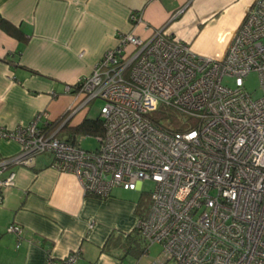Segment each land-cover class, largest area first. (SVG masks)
Here are the masks:
<instances>
[{
	"label": "built area",
	"instance_id": "obj_1",
	"mask_svg": "<svg viewBox=\"0 0 264 264\" xmlns=\"http://www.w3.org/2000/svg\"><path fill=\"white\" fill-rule=\"evenodd\" d=\"M243 19L221 58L194 53L163 27L147 39L122 33L90 74L66 86L82 95L73 114L103 101L95 149L58 137L65 121L56 133L47 121L40 126L46 110L27 126H0V139L20 144L17 155L0 160V207L13 168L51 152L54 167L75 174L87 195L105 199L117 186L155 183L151 208L135 227L148 247L161 246L153 264H264V0ZM251 72L260 98L245 87ZM7 233L20 242L24 228L12 223ZM82 253L48 254L46 264H77Z\"/></svg>",
	"mask_w": 264,
	"mask_h": 264
},
{
	"label": "crops",
	"instance_id": "obj_2",
	"mask_svg": "<svg viewBox=\"0 0 264 264\" xmlns=\"http://www.w3.org/2000/svg\"><path fill=\"white\" fill-rule=\"evenodd\" d=\"M255 0H0V126H27L46 110L48 131L66 115L64 136L88 118L78 92H67L91 73L122 33L147 39L164 31L189 43L194 53L221 58ZM133 13L141 20L133 22ZM16 140L0 139V160L17 155ZM42 152L30 165L15 166L14 184L0 207V264H46L81 249L77 264H153L159 244L148 247L132 232L137 202L111 194L87 195L78 177L54 167ZM24 228L22 240L7 233ZM131 236H128L131 234ZM159 246V247H158ZM145 250L141 251V248Z\"/></svg>",
	"mask_w": 264,
	"mask_h": 264
},
{
	"label": "rangeland",
	"instance_id": "obj_3",
	"mask_svg": "<svg viewBox=\"0 0 264 264\" xmlns=\"http://www.w3.org/2000/svg\"><path fill=\"white\" fill-rule=\"evenodd\" d=\"M226 83L230 87L235 86V81L232 78L225 79ZM245 87L248 92H251L254 98H260L263 95L262 88H261V81L259 80V75L257 72H251L245 78ZM103 105L102 100L95 99L91 101L86 108V112H88V118H98L100 117V110ZM66 123V122H65ZM64 131L61 132L58 137H63ZM81 140V144L84 149L91 150L98 147V139L95 134H87L85 137L79 136ZM142 190H125L123 187L117 186L113 189L112 194L114 195H121L127 196L128 199L136 200L137 202L141 203V208L143 213H148L151 208V192L154 190L155 183L151 181H143L142 182ZM159 247V246H158Z\"/></svg>",
	"mask_w": 264,
	"mask_h": 264
},
{
	"label": "trees",
	"instance_id": "obj_4",
	"mask_svg": "<svg viewBox=\"0 0 264 264\" xmlns=\"http://www.w3.org/2000/svg\"><path fill=\"white\" fill-rule=\"evenodd\" d=\"M66 118V115L57 119L55 122H53L52 124V129L56 128L57 126L61 125L64 120ZM67 124L65 123L63 125V128L62 129H66ZM104 132V126L101 122V119L98 117V118H95V119H86L85 121H83L82 123H80L77 127L75 128H72L70 129V137L72 138L73 136L75 135H78V134H82V135H87V134H95V135H101L102 133ZM141 201L137 204V212L140 214L139 216L140 217H143L144 215H146L147 213H143L142 212V208H141ZM132 232L134 233H138L139 235H141L139 232L136 231V229L134 228L132 230ZM132 232L131 234H129L128 236H131L132 235ZM142 237V236H141ZM145 250V248H141V251Z\"/></svg>",
	"mask_w": 264,
	"mask_h": 264
}]
</instances>
